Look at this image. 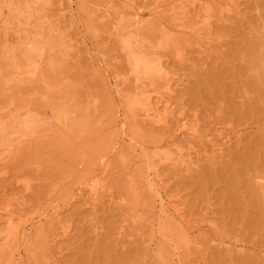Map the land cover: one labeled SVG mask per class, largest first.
I'll return each mask as SVG.
<instances>
[{"label": "rangeland", "instance_id": "1", "mask_svg": "<svg viewBox=\"0 0 264 264\" xmlns=\"http://www.w3.org/2000/svg\"><path fill=\"white\" fill-rule=\"evenodd\" d=\"M256 57L264 0H0V264H264Z\"/></svg>", "mask_w": 264, "mask_h": 264}, {"label": "bare ground", "instance_id": "2", "mask_svg": "<svg viewBox=\"0 0 264 264\" xmlns=\"http://www.w3.org/2000/svg\"><path fill=\"white\" fill-rule=\"evenodd\" d=\"M2 3V2H1ZM2 6V5H1ZM132 16H133V14H132ZM135 16V15H134ZM133 24H134V26H136L135 25V21L133 22ZM255 44V43H254ZM252 45V44H251ZM130 52V51H129ZM251 53H253V52H251ZM129 55H130V53H129ZM249 55V54H248ZM255 56V55H254ZM252 57V56H251ZM257 58V57H256ZM255 58V59H256ZM251 59H254V58H251ZM251 59L249 60V63H250V61H251ZM254 61V60H253ZM249 63H248V65H249ZM252 63V62H251ZM253 64H255L256 65V71H258V75H259V73H260V75L259 76H263V78L262 79H258V80H261V82H259V83H261V86H260V88L262 87V83H264V81H263V79H264V57H258L257 58V61H256V63L255 62H253L252 63V65L250 64L249 66H251V69L249 70V71H251L252 70V66H253ZM153 65V64H152ZM137 65H135V68H140L139 67V65L136 67ZM151 66V64L149 63L148 65H147V67H150ZM146 67V66H145ZM248 67V66H247ZM134 69V68H133ZM156 71V69H157V71L158 72H156V73H159V71H160V68L156 65L154 68H152V71H154V70ZM253 69H254V67H253ZM154 71V72H155ZM254 71V70H253ZM251 73V72H250ZM255 74H257L256 72H254ZM252 75H254V74H252ZM255 77V76H254ZM253 77V78H254ZM261 78V77H260ZM255 79V78H254ZM257 80V78H256V81H258ZM263 81V82H262ZM258 83V84H259ZM251 86H253V85H251ZM264 86V85H263ZM249 87V86H248ZM243 88V87H242ZM259 88V87H258ZM240 90H241V88H240ZM262 90V93L264 92L263 91V88L261 89ZM261 90L259 89V91H258V89L256 90V91H258V92H261ZM253 92V91H252ZM254 92H255V90H254ZM259 94V93H258ZM264 94V93H263ZM260 96H262V95H260ZM258 97V100H260V98L261 97H259V95L257 96ZM263 98H264V96H263ZM261 99L262 101H264V99ZM255 100V99H254ZM258 100H256L257 101V103H258ZM129 101L130 100H128V103H129ZM245 101V100H244ZM244 101H242V102H244ZM147 102V101H146ZM252 102V101H251ZM251 102H249V105L251 106ZM241 103V102H240ZM263 103V102H262ZM259 104H261V103H259ZM243 105V104H242ZM143 106V111H144V113L146 114V116L145 117H148V118H152V117H156L157 116V111L155 112V110H153L152 108H150V106H149V102H147V103H144V105H142ZM165 107H166V105H165ZM244 107V106H243ZM246 107V106H245ZM254 107V106H253ZM252 107V108H253ZM262 107H264V103H263V106ZM248 108V107H247ZM244 109V108H243ZM264 109V108H263ZM250 110V109H249ZM253 110V109H252ZM133 113V112H132ZM158 118H159V116H158ZM158 122H160V123H164L165 122V116H161L159 119H158ZM123 124V123H122ZM59 126V125H58ZM122 126V125H121ZM65 128H66V126H65ZM122 130V129H121ZM3 135H4V130H1L0 131V136H1V138L3 137ZM136 145V144H135ZM251 145V144H250ZM132 146V145H131ZM140 146V145H139ZM140 147H142V146H140ZM256 148V147H255ZM258 148V147H257ZM259 148H261V147H259ZM135 149V148H134ZM143 151H145V150H143ZM255 151V150H254ZM141 152V151H140ZM261 153V151H255V152H252V154L254 155V157L252 156V155H249L250 157H249V160L248 161H253L252 159H254L255 158V156H257L255 153ZM142 153V152H141ZM244 154V153H243ZM242 154V155H243ZM248 154H249V152H248ZM144 155V158H145V156H146V160H145V162L143 163V165H144V169H143V171H144V173H145V182H146V185L148 186V188L152 191V192H154V194H155V197L156 198H159V200H160V203H159V212H160V218H162L163 220H162V222L160 221V223L158 224L159 226V234L161 235V236H164V239H165V237L168 235V234H170L171 232H172V226L174 227V224L176 225V223H175V221H174V218H173V215H175V214H177L176 213V211L173 209V210H171V211H173L172 213L170 212V209H168V208H166L164 205H163V203L161 202L162 201V199L160 198V189H158V188H155V186L156 185H154V183L155 182H151L152 181V179L150 178L151 177V174H152V172H154L153 170V166H152V161L150 160V158L148 157V155H147V153L146 152H144V153H142V156ZM235 155V154H234ZM259 155V154H258ZM261 156H262V154H260ZM252 156V157H251ZM246 157H247V155H246ZM257 157H259V156H257ZM169 158V157H168ZM263 158V157H262ZM261 158V159H262ZM102 159V158H101ZM100 159V160H101ZM170 159V158H169ZM169 159H167V160H169ZM242 159V158H241ZM240 159V160H241ZM256 159V158H255ZM255 159H254V161H253V163H251V162H245V166L247 165V164H249V163H251V164H254V163H256L255 162ZM171 160V159H170ZM245 160H246V158H245ZM261 161V160H260ZM241 162V161H240ZM242 162H244L243 160H242ZM184 163V162H183ZM247 163V164H246ZM258 163V162H257ZM264 162H262V164H263ZM101 164H102V166L101 167H103V169H105L106 170V168H107V161H103V160H101ZM235 164V163H234ZM241 164V163H240ZM264 165V164H263ZM238 166V165H237ZM243 166H244V164H243ZM250 170V169H249ZM254 170V169H253ZM142 171V172H143ZM244 171H246V169L244 170ZM247 171H248V169H247ZM257 171L258 172H261V171H259V169H257ZM256 171V169L254 170V171H252L251 170V172H252V174L253 175H250L249 177L250 178H248V179H250V180H246L247 182H249V184H250V189L248 188V186H247V183L245 182V185L247 186V188L245 189L246 190V193H248V192H252L253 194H256L257 196H255L256 197V199H260V200H263L264 201V171H262L261 172V174L260 173H253V172H257ZM249 172V171H248ZM248 172H245V173H247V175H248ZM92 173L93 172H91V174H89L88 176H87V178H86V182H85V187H87V190L90 192V194L88 195L89 197H90V195L91 196H93L92 198H95L96 196H97V193L99 192V186H98V184L95 182V176L93 175L92 176ZM143 175V174H142ZM245 177V176H244ZM243 177V179H245ZM97 181V180H96ZM237 181V180H236ZM240 181V180H239ZM244 183V182H243ZM236 184V183H235ZM235 184H234V186H235ZM238 185V184H237ZM243 185V184H242ZM157 187V186H156ZM237 187V186H236ZM245 186H243V188H244ZM240 189L242 188V186L241 187H239ZM234 189V188H233ZM249 189V191L247 192V190ZM149 191V190H148ZM149 195V194H148ZM150 196V195H149ZM247 196V195H246ZM250 197V196H249ZM254 197V198H255ZM258 197V198H257ZM252 198H253V196H252ZM156 200V199H155ZM250 200H252L251 198H250ZM254 213V212H253ZM245 214V213H244ZM177 216V215H176ZM158 217V216H157ZM8 218V217H7ZM8 222H7V228L5 229V233H4V237H5V239L7 240V242H6V244H8V243H15V242H17V239L19 238V236L21 235V228H20V226H16V225H14V223H12L11 222V220H7ZM159 222V221H158ZM156 233V232H155ZM175 233V232H174ZM181 233V232H180ZM160 237V236H159ZM23 238V237H22ZM161 238H163V237H161ZM1 239V238H0ZM3 239V238H2ZM0 242H1V240H0ZM163 248V243H160L159 242V244L157 245V247H156V251L160 254V255H158V256H160L161 258V262H163L165 259H166V257L162 254V249ZM12 259V258H11ZM10 262V261H9ZM166 262V261H165ZM14 263H15V261H14ZM257 263V262H256Z\"/></svg>", "mask_w": 264, "mask_h": 264}]
</instances>
